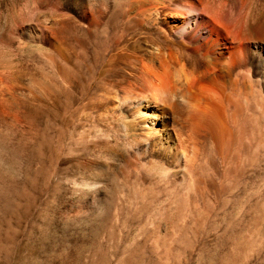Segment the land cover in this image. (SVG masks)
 Returning a JSON list of instances; mask_svg holds the SVG:
<instances>
[{"label":"bare ground","instance_id":"1","mask_svg":"<svg viewBox=\"0 0 264 264\" xmlns=\"http://www.w3.org/2000/svg\"><path fill=\"white\" fill-rule=\"evenodd\" d=\"M252 2L58 0L55 10H65L60 21L45 16L0 27V184L21 176L30 141L24 136L35 117L69 112L74 98L86 96L99 119L119 122L133 136L129 152L114 154L120 171L111 172L113 156L93 164L103 179L85 182L84 192L96 215L150 216L157 231L161 211L175 228L197 230L217 198L230 196L253 172L264 173V21L246 10ZM30 44L46 46L40 59L48 75L1 68L5 53ZM106 180L116 184L111 201L92 187ZM257 183L242 202L264 217V175ZM239 231L222 235L234 259L264 247L263 237L245 242Z\"/></svg>","mask_w":264,"mask_h":264},{"label":"rangeland","instance_id":"2","mask_svg":"<svg viewBox=\"0 0 264 264\" xmlns=\"http://www.w3.org/2000/svg\"><path fill=\"white\" fill-rule=\"evenodd\" d=\"M57 1L0 0V27L9 30L14 21H38L45 16L49 21H60L59 14L65 10L61 6L55 10L53 4ZM248 9L256 15L257 21H264V0H253L251 4H247L246 10ZM43 47L30 44L21 50L7 52L3 55L5 59L2 57L1 68L26 77L31 74L48 75L49 71L40 59L46 46ZM99 91L100 89L97 92ZM83 98H74L78 101L75 100L74 107L69 112L58 114L50 111L37 115L34 129H28L27 136H24L26 139L30 138V141L26 152L28 156H25L24 164H20L22 174L16 179L7 178L6 182L0 184V264H264V247L253 248L247 259H234L229 244L225 243L222 236L241 229L239 233L245 242L260 236L264 238V217L260 213L256 215V207L243 204L250 197L252 189H255L260 176L264 175L263 172H253L251 177L248 176L241 183L244 186L239 184L238 187L241 186L233 194L220 197L219 200L217 198L215 205L220 206H214L204 226L201 225L197 230L188 227V233L185 227L181 230L172 223L168 224L170 219L163 216L161 211L156 216L162 219L157 231L151 227V221H148L151 220L150 216L141 215L132 219L124 212L96 215L84 192V184L91 182V178L92 184L96 179H103L100 175L97 177L100 173L93 170V164L99 156L110 160L113 156V160L109 162H112L111 172L115 173L120 164L113 162L114 154L125 150L129 152L128 144L133 143V136L119 122L99 119L96 110L93 112L90 108L91 101L86 96ZM91 104L93 105L92 102ZM96 147L99 149L96 150ZM115 165L119 167L114 168ZM110 169L106 173L107 178L113 175ZM145 181L148 185V180ZM109 182L110 180H106L92 187L96 189L95 193L99 190V198L105 194L109 198L106 200L111 201L115 195L113 192H116V184L112 180ZM163 204L162 197L155 201L158 209ZM242 205L246 209H242ZM241 211L245 213L239 214ZM236 216L238 219L242 216L245 218L241 227L237 226ZM240 248L239 245L236 251L244 253Z\"/></svg>","mask_w":264,"mask_h":264}]
</instances>
